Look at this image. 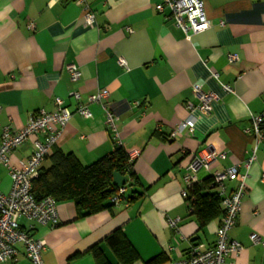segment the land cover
Listing matches in <instances>:
<instances>
[{"label": "crops", "instance_id": "1", "mask_svg": "<svg viewBox=\"0 0 264 264\" xmlns=\"http://www.w3.org/2000/svg\"><path fill=\"white\" fill-rule=\"evenodd\" d=\"M85 2L94 26L83 24L84 11L72 0H0V126L20 130L31 113L52 112L54 99L61 98L72 114L50 153H72L88 166L118 143L127 154L138 151L132 172L139 196L83 218H76L72 202L58 203V225H33L31 233L45 242L44 264H96L88 253L94 245L111 264H119L103 243L118 228L138 254L133 264H172L192 245L213 246L222 218L219 205L220 214L199 228L182 197L188 187L185 167L207 152L225 153L208 171H196L199 183L241 165L255 148L254 136L245 130L264 109V0H202L210 27L190 40L156 12L160 0ZM230 55L238 61L230 64ZM68 65L78 68V81L70 80ZM195 85L218 98L209 115L188 109L199 103ZM222 85H230L232 94ZM99 89L108 92L104 104L117 117V139L105 124L102 105L89 106L90 119L74 112L70 93L78 92L85 104ZM190 115L193 133L170 138ZM34 142L31 137L14 150L11 162L26 161ZM10 187L0 166V191ZM171 220H177L174 228ZM19 223L25 229L29 225ZM251 235L264 240V142L256 146L240 214L229 232L242 247L235 264H264V249L251 242ZM17 249L15 261L1 264H30L23 248Z\"/></svg>", "mask_w": 264, "mask_h": 264}, {"label": "built area", "instance_id": "2", "mask_svg": "<svg viewBox=\"0 0 264 264\" xmlns=\"http://www.w3.org/2000/svg\"><path fill=\"white\" fill-rule=\"evenodd\" d=\"M84 11L82 22L85 26H94V13L88 8L85 0H72ZM155 10L163 14L167 19L174 22L187 40L193 35H198L206 31L210 24L204 14L202 0H160L155 5ZM30 30L34 29L31 22ZM131 32V30H128ZM120 65L126 67L123 60H119ZM238 61L237 55H230L228 62L234 64ZM70 80L76 82L80 79V72L74 65L66 66ZM217 79V74H213ZM225 93L232 94L230 85H222ZM193 93L199 100L196 108L188 109L191 113L193 109L200 114L209 115L212 104L218 100L217 96L210 92H204L200 86L193 87ZM75 102L74 112L83 119H90L92 114L90 105H102L104 110L105 124L111 131L114 138H118L116 121L117 117L105 106L104 102L108 98V92L104 89L97 90L96 93L87 97L86 103L79 102L78 92L69 94ZM54 111L46 112L39 110L31 113L23 128L12 130L10 126H0V166L6 169L11 181L9 192L0 191V264L15 261L18 255V246L23 248L25 258L30 264H44L42 252L45 250V242L34 237L31 233L33 225L41 227H56L58 225L57 202L51 197L36 201L31 193V181L36 177L37 171L48 156L51 149L56 145L65 126L67 125L71 111L61 98H55ZM1 111V107H0ZM264 109L251 117V124L246 133L254 136L255 148L251 156L241 165L231 166L223 171L213 173L210 187L215 189V195L219 199L222 210L221 222L215 232V243L211 247L202 245H192L185 258L175 261L172 264H235V258L240 253L241 245L229 237V232L234 228L241 210V202L246 193V179L251 164L255 161L256 146L264 142ZM194 131V119L190 115L186 120L177 124L171 131L169 137L174 138L183 132L192 134ZM31 137H35L34 148L26 161L11 162V154L18 147L25 144ZM120 145V143H118ZM138 151H132L128 155L130 163L138 156ZM225 153L216 154L207 152L199 158H193L185 167L184 182L189 187L197 183L196 171L209 170L210 165L218 159H224ZM243 169V172L240 171ZM234 182L235 186L229 189L227 183ZM128 190L127 184L118 188L117 193L112 198L114 205L125 202L123 197ZM182 197H186V190L182 192ZM25 220L29 225L27 228L21 227L19 221ZM177 220L168 222L174 228ZM252 243H259L264 249V240L251 235Z\"/></svg>", "mask_w": 264, "mask_h": 264}, {"label": "trees", "instance_id": "3", "mask_svg": "<svg viewBox=\"0 0 264 264\" xmlns=\"http://www.w3.org/2000/svg\"><path fill=\"white\" fill-rule=\"evenodd\" d=\"M44 160L37 175L32 179V195L36 201L51 197L57 203L72 202L76 218L87 217L114 205L112 198L118 188L112 184L114 173L126 178L129 193L123 197L125 202L138 198L136 191L138 181L132 172V163L128 161L126 151L117 145L114 150L102 159L82 166L72 153L52 151ZM210 179L192 184L186 189L185 200L195 217L199 228L220 214L219 199L211 193ZM103 243L108 247L119 264H133L138 261V254L123 235L120 228L107 235ZM88 253L96 264H111L103 255L99 245L92 246ZM75 254L73 257H77Z\"/></svg>", "mask_w": 264, "mask_h": 264}, {"label": "water", "instance_id": "4", "mask_svg": "<svg viewBox=\"0 0 264 264\" xmlns=\"http://www.w3.org/2000/svg\"><path fill=\"white\" fill-rule=\"evenodd\" d=\"M127 180L124 177L119 176L118 174L114 173L112 175V184L116 188H120L126 184Z\"/></svg>", "mask_w": 264, "mask_h": 264}]
</instances>
